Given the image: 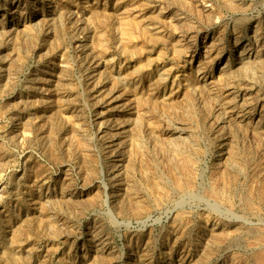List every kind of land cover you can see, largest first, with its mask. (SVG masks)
<instances>
[{"label":"rangeland","instance_id":"1","mask_svg":"<svg viewBox=\"0 0 264 264\" xmlns=\"http://www.w3.org/2000/svg\"><path fill=\"white\" fill-rule=\"evenodd\" d=\"M0 264H264V0H0Z\"/></svg>","mask_w":264,"mask_h":264}]
</instances>
